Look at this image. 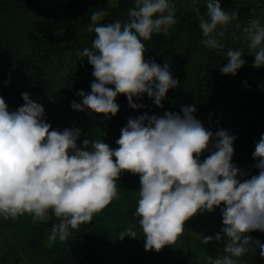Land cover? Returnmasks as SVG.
<instances>
[{
    "label": "clouds",
    "instance_id": "obj_1",
    "mask_svg": "<svg viewBox=\"0 0 264 264\" xmlns=\"http://www.w3.org/2000/svg\"><path fill=\"white\" fill-rule=\"evenodd\" d=\"M190 3L197 11L205 47L223 52L221 41L231 25L253 50V67H264L261 20L251 19L242 27L238 8L225 10L219 0H204L206 12L201 15L200 0ZM132 5L124 22L102 23L104 10L90 15L88 30L95 36L91 49L84 48L80 56L92 66L95 80L89 94L78 93L82 104L73 101L74 110L115 117L120 110L118 95H125L129 106L137 109L133 98L144 94L162 107L168 91L178 87L167 62L160 66L144 57V42L153 34L167 35L176 24L173 0H132ZM232 39H239L235 31ZM226 56L220 71L234 76L245 65L244 54L229 49ZM21 95L24 105L14 112L0 97V219L28 214L35 222L51 213L59 222L52 225L49 240L64 242L73 230L119 199L117 180L127 171L140 178L135 215L146 251L172 246L184 233L187 220L224 205L223 235L202 239L203 244L223 241L224 255L209 256L207 264H238L253 244L264 257V243L246 235L264 232V133L253 153L259 174L241 182L240 170L232 162L236 137L226 130L215 133L216 150L201 162L213 133L195 118L194 106H183L182 117L166 112L163 117L145 114L129 119L116 141L118 148L87 138L82 150L77 144L80 129L50 130L44 107L29 93ZM134 229L130 224L119 239H135Z\"/></svg>",
    "mask_w": 264,
    "mask_h": 264
},
{
    "label": "trees",
    "instance_id": "obj_2",
    "mask_svg": "<svg viewBox=\"0 0 264 264\" xmlns=\"http://www.w3.org/2000/svg\"><path fill=\"white\" fill-rule=\"evenodd\" d=\"M219 2L225 10L238 8L242 27L251 19L264 23V0ZM173 3L176 24L167 35L153 34L144 42L145 59L160 66L167 62L173 78L179 81L178 87L168 91L162 107H157L147 94L133 98L137 109L129 106L125 95H118L120 110L115 117L105 118L88 109L77 111L71 107L73 101L82 104L78 93L89 94L95 80L92 66L80 56L84 48L91 49L95 36L88 30L90 15L104 4L107 15L102 23L124 22L132 0H114L111 5L105 0H0V97L14 112L24 105L21 94L29 93L44 107L50 130H81L77 144L82 150L87 138L102 140L116 149V141L129 119L145 114L163 117L166 112L182 117L181 108L191 105L196 109L195 118L213 133L209 149L200 156L201 162L216 150L215 133L226 130L236 137L232 162L240 170L238 179L243 182L258 175V160L253 153L264 133V94L258 93L259 88L246 80V75L245 87L242 83L229 87L230 77L220 71L226 64L227 50H241L254 60L253 50L243 33L231 25L221 41L224 51L210 50L203 44L199 17L190 0ZM197 7L201 15L206 12L204 0ZM233 31L239 39H232ZM249 69L246 67V72ZM117 187L119 199L94 215L91 222L73 230L64 242L49 240L52 225L59 222L51 213L35 222L28 214L16 220L0 219V264H190L204 237L223 235L224 205L213 212L197 213L185 222L183 252L175 251L176 242L160 252L146 251L135 215L141 187L139 175L122 172ZM130 224L135 225V239L120 240V232ZM246 235L264 242L262 231ZM219 243L224 246L223 241L215 239L203 244L206 248L201 256L213 257L210 248Z\"/></svg>",
    "mask_w": 264,
    "mask_h": 264
},
{
    "label": "rangeland",
    "instance_id": "obj_3",
    "mask_svg": "<svg viewBox=\"0 0 264 264\" xmlns=\"http://www.w3.org/2000/svg\"><path fill=\"white\" fill-rule=\"evenodd\" d=\"M111 3H114V0H105V4L111 5ZM104 6H105L104 4L101 6H98L97 10H104L105 11ZM245 58L247 60H245ZM243 59L245 60L244 67L239 69L234 76L233 75H226V76L230 77L229 87H231L233 85L235 86L239 83H242V87H245V75H246V80H251L252 85H254L256 88H259L258 93L264 94V74L261 76L258 75V73L260 71L264 72V67H261V68L253 67L254 60H250L248 55H245L243 57ZM246 67L250 68L247 72L245 70ZM182 236H183V234L176 241V248H175L176 252H183V250H185V248L183 246ZM257 241H259L260 243H264L260 240H257ZM214 246L215 247L210 248V252H211V255H213V258L222 257L224 255V252H223L224 246H221L220 243L218 245L214 244ZM199 248H200V251H196L197 256L193 260V262L190 264H199V261L201 263L204 262V264H207V258H205L204 255L201 256V254H200L201 251L205 250L206 246H204L203 244H199ZM252 253H254V254H252ZM245 262H246V264H264V257H261L260 248L257 245H254L251 248V252L248 255H246L244 258H242V260H238V264H245Z\"/></svg>",
    "mask_w": 264,
    "mask_h": 264
}]
</instances>
